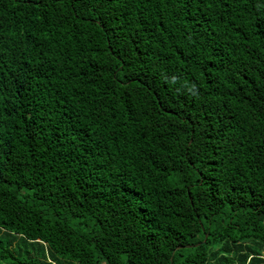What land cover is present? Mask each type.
Returning <instances> with one entry per match:
<instances>
[{
  "label": "trees",
  "instance_id": "obj_1",
  "mask_svg": "<svg viewBox=\"0 0 264 264\" xmlns=\"http://www.w3.org/2000/svg\"><path fill=\"white\" fill-rule=\"evenodd\" d=\"M0 264H264V0H0Z\"/></svg>",
  "mask_w": 264,
  "mask_h": 264
},
{
  "label": "water",
  "instance_id": "obj_2",
  "mask_svg": "<svg viewBox=\"0 0 264 264\" xmlns=\"http://www.w3.org/2000/svg\"><path fill=\"white\" fill-rule=\"evenodd\" d=\"M191 247H193V246H188V247H186V248H191ZM183 247H179V248H177V250L178 249H182ZM176 252V250L174 251V253ZM174 253H173V255H174ZM171 262H172V258H171Z\"/></svg>",
  "mask_w": 264,
  "mask_h": 264
}]
</instances>
